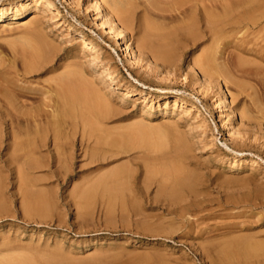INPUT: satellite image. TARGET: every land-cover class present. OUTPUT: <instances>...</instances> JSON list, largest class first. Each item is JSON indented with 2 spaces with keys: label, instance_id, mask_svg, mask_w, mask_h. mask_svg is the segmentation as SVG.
<instances>
[{
  "label": "rangeland",
  "instance_id": "1",
  "mask_svg": "<svg viewBox=\"0 0 264 264\" xmlns=\"http://www.w3.org/2000/svg\"><path fill=\"white\" fill-rule=\"evenodd\" d=\"M51 1L53 8L36 5L33 0H0L7 7L10 3V10L21 8L17 17L8 13L5 19L0 18V69L13 64L14 50L35 44L24 26L42 20L51 43L48 46L54 47L52 68L62 72L63 64L70 63L75 53L86 54L91 60L86 70L94 77L95 86L110 97V106L121 116L108 126L142 127L151 133L148 142L158 148L162 159L188 166L200 184L197 191L184 190L183 199L173 201L164 199L165 194L158 195V181L152 182L138 199L143 213L136 216V227L131 217L106 210L98 197L88 202L76 193L85 177L104 170L93 171L95 163L85 156L77 155L71 163L55 161L40 167L33 173L42 178L37 183L21 181L17 177L21 172L8 171L0 163L2 254L34 264H264V251L256 252L252 247L264 245V74L249 78L238 71L241 62L264 66V34L247 29L229 35L224 48L231 55L226 63L223 56L218 59V70L223 73L214 80L189 69L195 52L188 42L177 58V80H172L174 75L165 71L164 62L130 61V55L98 27L93 16L95 0H76V8L69 0ZM131 2L136 5L127 24L129 37L122 44L126 42L136 52L135 43L146 36V25L163 21L152 11L153 3H168ZM80 34L103 48L98 58L94 50L77 48ZM106 56L111 69L102 60ZM16 65L19 68L18 62ZM155 66L157 73L151 71ZM187 73H192V83L184 79ZM53 75L40 70L33 82L29 81L31 76L19 81L42 85ZM217 81L227 94L226 100ZM256 96L262 99L257 101L261 109L254 105ZM232 108L244 109L250 117L241 121ZM171 131L185 136L189 151L184 161L169 137ZM46 135L50 149L51 136ZM48 154L46 160L51 158ZM245 245L249 246L246 256L235 253Z\"/></svg>",
  "mask_w": 264,
  "mask_h": 264
},
{
  "label": "bare ground",
  "instance_id": "2",
  "mask_svg": "<svg viewBox=\"0 0 264 264\" xmlns=\"http://www.w3.org/2000/svg\"><path fill=\"white\" fill-rule=\"evenodd\" d=\"M33 1L36 5L43 3L45 7H54L51 0ZM129 1L95 0L93 6L96 11L93 16L98 27L105 29L126 55H130L131 62L137 60V63H142L147 59L166 63L165 71L174 75L172 80H177V58L186 49L188 42L197 53L192 55L189 69L197 72V75L214 80L217 78L215 75L223 73L218 70V59L223 56L226 63L231 55L224 48L229 35L247 29H251L252 33L264 34V0H165L167 6L153 3L152 10L163 21L146 25V36L135 43L137 51L134 52V48L126 42L122 44L129 37L127 24L136 5ZM8 4L7 7L0 3L2 20L9 16L8 13H12L13 17L19 15L21 8L10 10V3ZM69 4L73 8L77 7L76 0H69ZM54 11L61 15L59 9L54 8ZM35 22L37 24L32 21L24 26L25 32L35 44H30L21 51L14 50L13 64L0 69L2 166H6L8 171L21 172L17 176L21 181L37 183L42 178L33 173L40 167L55 161L71 163L77 155L85 156L90 163H95L93 171L100 173V170H104L97 176L85 177L75 188L76 193L88 202L98 197L106 210H117L121 216L131 217L132 224L136 227L139 226L136 216L143 213L138 199L142 193L148 192L149 185L155 180L159 184L158 195L165 194L162 195L164 199L182 200L184 190L188 193L197 191L200 184L197 174L182 163L162 159L158 148L148 142L147 138L151 133H145L142 127L135 124L108 126L112 121L121 119V116L110 106V97L96 87L94 77L86 70L91 62L86 54L75 53L70 63L63 64L62 72L52 68L50 62L53 60L54 47L48 46L51 43L41 26L43 21ZM199 43L203 45L199 46ZM75 44L83 51L94 50L95 58L103 51L94 39L81 34L76 38ZM102 60L111 69L110 58L106 56ZM40 70L54 75L42 85L32 86L28 82L19 81L22 78L28 80L31 76L29 81L33 82L32 77ZM158 70L155 66L151 71L157 73ZM238 71L241 75L252 78L264 74V66L250 67L241 62ZM191 74L187 73L184 77L185 80L189 78L188 84L194 79ZM108 76L113 77V73H108ZM217 86L223 93V100H226L227 94L219 81ZM258 100L262 99L254 97V105L259 108ZM232 112L235 116H240L241 121L250 117V113L244 109L232 108ZM262 114L264 119V111ZM221 116L223 117V112ZM47 133H50L53 144L50 149L46 146ZM76 133H79L78 138L75 137ZM169 137L174 142L179 158L184 161L189 151L185 136L183 133L169 132ZM159 139L160 136H156L155 143ZM48 152L51 153V158L46 160ZM114 162L118 163L109 166ZM138 182L146 188L140 187ZM252 247L256 252L264 251L261 243ZM247 248L248 245L241 246L235 253L246 256ZM0 264L34 263L2 254L0 250Z\"/></svg>",
  "mask_w": 264,
  "mask_h": 264
}]
</instances>
